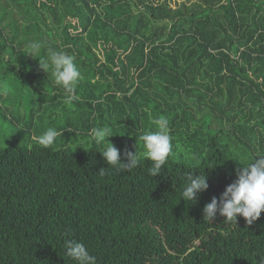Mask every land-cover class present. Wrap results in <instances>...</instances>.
Masks as SVG:
<instances>
[{"label": "trees", "instance_id": "1", "mask_svg": "<svg viewBox=\"0 0 264 264\" xmlns=\"http://www.w3.org/2000/svg\"><path fill=\"white\" fill-rule=\"evenodd\" d=\"M49 49L81 71L71 105L39 66ZM161 118L173 155L155 178L89 135L111 127L126 163ZM48 128L63 135L43 148ZM0 132V264H77L67 241L97 264H261L264 212L203 209L264 155V0H0ZM188 172L208 176L195 204Z\"/></svg>", "mask_w": 264, "mask_h": 264}, {"label": "clouds", "instance_id": "2", "mask_svg": "<svg viewBox=\"0 0 264 264\" xmlns=\"http://www.w3.org/2000/svg\"><path fill=\"white\" fill-rule=\"evenodd\" d=\"M28 47L33 50L34 55L40 50L42 44L33 42ZM40 68L43 72L51 71L54 83L63 89L64 102L68 105L79 100L77 85L82 79V74L78 68L75 58L64 51L49 49L46 58L39 60ZM156 131H146L139 136L143 143L144 151L133 153L125 151L126 163L121 162V153L110 141L116 136L113 129L109 126L93 127L90 130V137L94 143L100 147L99 152L104 160L121 172L131 171L137 168L141 160H150L151 166L148 173L152 177L161 174L162 168L167 164L169 157L173 155L170 129L165 119L155 121ZM69 131V130H66ZM63 132L55 128H48L44 133L37 137L38 144L43 148H49ZM237 169V179L234 183L227 186L219 201L213 197L204 209V220L214 221L217 213L225 217V222L237 223L238 216H242L249 225L259 220L261 213L264 212V155H257L249 158L245 164H239ZM105 169L99 171L100 175H105ZM186 183L181 193V199L186 203L195 204L198 202V194L205 192L209 188L208 176L205 174L197 175L196 172L186 173ZM67 255L77 262V264H97V259L86 249L85 245L79 242H66ZM264 264V260L261 261Z\"/></svg>", "mask_w": 264, "mask_h": 264}, {"label": "rangeland", "instance_id": "3", "mask_svg": "<svg viewBox=\"0 0 264 264\" xmlns=\"http://www.w3.org/2000/svg\"><path fill=\"white\" fill-rule=\"evenodd\" d=\"M8 134H9V133H8ZM4 135H6V134H3L2 132H0V141L4 139V137H5ZM3 136H4V137H3ZM2 142H3V141H2ZM1 144H3V143H1Z\"/></svg>", "mask_w": 264, "mask_h": 264}]
</instances>
